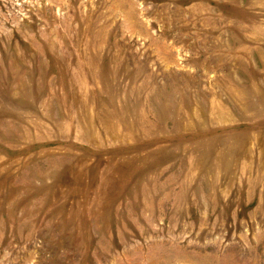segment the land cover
Listing matches in <instances>:
<instances>
[{
    "label": "rangeland",
    "instance_id": "rangeland-1",
    "mask_svg": "<svg viewBox=\"0 0 264 264\" xmlns=\"http://www.w3.org/2000/svg\"><path fill=\"white\" fill-rule=\"evenodd\" d=\"M0 264H264V0H0Z\"/></svg>",
    "mask_w": 264,
    "mask_h": 264
}]
</instances>
